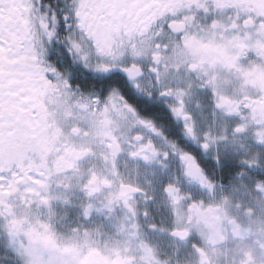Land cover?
Returning a JSON list of instances; mask_svg holds the SVG:
<instances>
[{"label": "snow or ice", "instance_id": "obj_1", "mask_svg": "<svg viewBox=\"0 0 264 264\" xmlns=\"http://www.w3.org/2000/svg\"><path fill=\"white\" fill-rule=\"evenodd\" d=\"M0 264H264V0H0Z\"/></svg>", "mask_w": 264, "mask_h": 264}]
</instances>
